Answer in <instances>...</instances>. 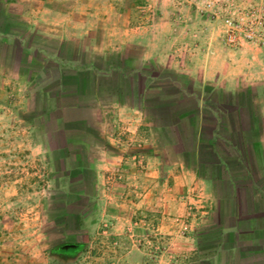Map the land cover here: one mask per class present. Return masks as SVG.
<instances>
[{
	"label": "rangeland",
	"instance_id": "1",
	"mask_svg": "<svg viewBox=\"0 0 264 264\" xmlns=\"http://www.w3.org/2000/svg\"><path fill=\"white\" fill-rule=\"evenodd\" d=\"M205 1L196 0L189 9L203 22L196 29L186 28L194 18L178 11L186 21L179 24L187 26L173 36L182 37L187 50L199 44L200 29L222 40V27L204 9ZM158 5L157 0H0V264L187 260L173 238L194 236L186 233L199 224V203L185 200L186 216L170 215L178 213L179 204L175 198L165 204L164 197L180 195L172 192L171 171L149 169L146 161L159 141L147 129L137 140L112 121L107 129L91 131L75 85L87 69L119 60L110 56L117 49L131 51L126 44L135 31L162 15ZM155 28L162 37L164 26ZM210 87L208 103L219 108L226 94ZM66 101L75 103L73 109H65ZM230 109L242 112L236 104ZM106 132L111 140L101 136ZM121 149L125 159L117 160ZM166 158L173 160L172 154ZM104 160L111 167L106 169ZM168 224L178 233L162 232ZM67 242L83 247L69 258L54 251Z\"/></svg>",
	"mask_w": 264,
	"mask_h": 264
},
{
	"label": "crops",
	"instance_id": "2",
	"mask_svg": "<svg viewBox=\"0 0 264 264\" xmlns=\"http://www.w3.org/2000/svg\"><path fill=\"white\" fill-rule=\"evenodd\" d=\"M191 3L157 0L162 15L157 23L135 31L126 44L131 51L117 49L119 53L110 56L119 60L110 59L107 68L91 67L75 78L80 96L82 93L83 101L79 103L88 115L84 122L93 132L101 125L107 129L109 122H116L137 140L147 129L159 141L158 149L151 143L154 146L147 152L146 161L149 169L171 171L172 192L178 190L180 195H165V204L172 198L179 204L178 215H170L185 217V200L199 203V224L186 233L194 236L173 238L176 250L188 255L184 264H264L263 56L251 44L227 48L217 35L205 34L201 29L196 37L199 44L184 48L183 38L173 36L187 26L179 24L186 22L182 16L194 18L186 28L196 29L197 24H203L197 16H190L189 9L194 8ZM157 24L164 26L162 37L156 33ZM206 86L226 94L219 108H209ZM238 90H247L242 99L236 98ZM74 104L66 101L63 106L73 109ZM235 104L242 112L231 111ZM252 108L255 113H251ZM218 133L231 136L235 144L245 142L254 159L248 166L254 180L243 167L242 178H230L220 153L231 152L239 165L240 151L228 142L225 148L213 147ZM101 136L111 140L107 132ZM119 153L117 160L125 159V150ZM167 154H172V161L167 160ZM110 164L104 160L106 169ZM176 228L168 224L162 232L173 236L178 233Z\"/></svg>",
	"mask_w": 264,
	"mask_h": 264
},
{
	"label": "built area",
	"instance_id": "3",
	"mask_svg": "<svg viewBox=\"0 0 264 264\" xmlns=\"http://www.w3.org/2000/svg\"><path fill=\"white\" fill-rule=\"evenodd\" d=\"M204 9L221 25L227 48L254 45L264 61V0H206Z\"/></svg>",
	"mask_w": 264,
	"mask_h": 264
},
{
	"label": "trees",
	"instance_id": "4",
	"mask_svg": "<svg viewBox=\"0 0 264 264\" xmlns=\"http://www.w3.org/2000/svg\"><path fill=\"white\" fill-rule=\"evenodd\" d=\"M210 103V102H209ZM209 108H211L212 110H214V108H218V106L213 105L212 103H210ZM222 109H220L221 111ZM219 137L216 138L213 141V147L215 148H219L218 146H222L223 148H225L228 142V145L230 144L231 147H234L236 149H238L240 151V157L238 158V162L240 163L239 165H237L233 160L234 156L231 152H225L226 150L223 151V153H219L221 154L219 157L222 159V163L224 164V166H228L227 170H229V175L230 178L234 180V178L237 177H241L242 178V174H241V168H245L248 173L250 174V176L252 177V179L254 180L255 176L253 175V173L250 172V169L248 168V166L250 164L253 163V158L252 156H250L248 154V146L246 147L245 142L244 141H239V145L236 143H234L232 137L230 136V138L223 136L221 134H219ZM224 140V141H222ZM226 142V143H225ZM221 147V148H222ZM231 151V150H229ZM218 152V150H217ZM236 182V181H235ZM83 247V245H79V244H75V243H63L59 246H57L54 251L62 256H66L67 258L74 256V254H78L77 252H80L81 248Z\"/></svg>",
	"mask_w": 264,
	"mask_h": 264
}]
</instances>
